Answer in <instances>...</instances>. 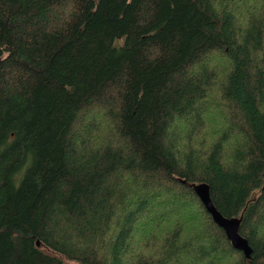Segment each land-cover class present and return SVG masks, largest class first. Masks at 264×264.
I'll list each match as a JSON object with an SVG mask.
<instances>
[{
    "label": "trees",
    "instance_id": "16d2710c",
    "mask_svg": "<svg viewBox=\"0 0 264 264\" xmlns=\"http://www.w3.org/2000/svg\"><path fill=\"white\" fill-rule=\"evenodd\" d=\"M245 5L0 0V264H264V0ZM216 54L226 126L197 151Z\"/></svg>",
    "mask_w": 264,
    "mask_h": 264
},
{
    "label": "rangeland",
    "instance_id": "374dc122",
    "mask_svg": "<svg viewBox=\"0 0 264 264\" xmlns=\"http://www.w3.org/2000/svg\"><path fill=\"white\" fill-rule=\"evenodd\" d=\"M246 5L244 6L245 10L239 11L238 14H244L247 15L250 11H252L251 6H255V2H258V6L261 3V0H245ZM244 11V12H243ZM238 15V18L240 19V16ZM225 60L221 58L219 55H214L210 57V60L208 62L209 68H216V74L217 79L212 83L208 97L205 100V103L207 104L208 108L206 112L203 114V125L200 126L193 134L192 142L188 143V139L183 136L179 143L189 145L190 144L196 149L197 151H204L206 148L211 144L213 139H215L218 136V132L223 130L226 126L225 119L222 117L221 113L219 112V105L217 103L221 102V94H220V84L221 80L223 79L222 74H220V64H224ZM222 103V102H221ZM92 113V112H91ZM96 114V112H95ZM178 126V125H177ZM180 126L183 127V124L180 123ZM182 129V128H180ZM230 147L228 145L225 147V153H224V160L228 161L230 159ZM134 207V206H133ZM152 221V218L150 219H144L139 224L141 227L144 226V228H149L150 223ZM165 226V225H163ZM172 226V223H171ZM166 229L168 226H165ZM161 229H164V227H161ZM150 231L148 232V234ZM201 242V241H200Z\"/></svg>",
    "mask_w": 264,
    "mask_h": 264
},
{
    "label": "water",
    "instance_id": "95a60500",
    "mask_svg": "<svg viewBox=\"0 0 264 264\" xmlns=\"http://www.w3.org/2000/svg\"><path fill=\"white\" fill-rule=\"evenodd\" d=\"M193 187L195 193L198 195L207 212L211 215L213 221L224 230L232 246L235 249L242 251L245 257L248 258L251 254V248L247 240L239 234L240 219L235 217L226 218L215 208L209 196L208 185L202 183L193 185Z\"/></svg>",
    "mask_w": 264,
    "mask_h": 264
},
{
    "label": "bare ground",
    "instance_id": "6f19581e",
    "mask_svg": "<svg viewBox=\"0 0 264 264\" xmlns=\"http://www.w3.org/2000/svg\"><path fill=\"white\" fill-rule=\"evenodd\" d=\"M244 12V11H243ZM242 15V14H241ZM184 121V120H183ZM202 124V123H201Z\"/></svg>",
    "mask_w": 264,
    "mask_h": 264
}]
</instances>
